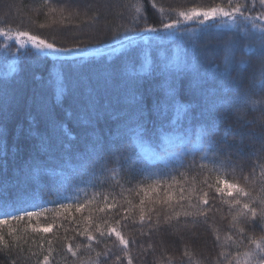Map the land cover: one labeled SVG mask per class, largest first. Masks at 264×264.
Wrapping results in <instances>:
<instances>
[{"label": "trees", "instance_id": "16d2710c", "mask_svg": "<svg viewBox=\"0 0 264 264\" xmlns=\"http://www.w3.org/2000/svg\"><path fill=\"white\" fill-rule=\"evenodd\" d=\"M241 4L247 6L248 21L237 14L235 21L218 17L200 25L198 20L203 17L185 21L180 16L193 7L230 9ZM261 14L264 5L259 0H0V30L7 33L0 35V81H9L15 96L7 111L0 112V127L7 145V155L3 157L6 170L0 168V179L8 184L10 203L17 196L24 198L17 206L20 211L9 208L22 219L0 216L8 220L7 224H0L4 240L0 244V264H42L45 256L49 257V264H129V260L131 264H228L229 261L236 264V259L243 264V254L254 248L247 237L264 235V223L259 215L254 221L236 222L234 216L241 207L233 206L236 197L221 196L214 188L219 174L239 183L253 196L261 195L264 154L259 151L261 141L253 135L259 128L244 123L259 117L256 109H249L243 120L225 113L215 134L220 148L217 155L206 156L198 149L186 153L178 162L165 165L148 164L140 153L142 163L138 165L121 166L109 160L80 172L66 170L59 180H45L38 187H24L14 181L16 170L39 142L30 135L33 130L51 138L53 145L57 138L68 142L62 130L55 133L51 130L49 111L58 122L67 125L74 136L70 141L73 145L82 147L90 142L87 133L93 130L79 120L84 93H78L79 88L85 91L87 86H95L94 80L90 79L87 85L84 80L94 76L99 64L77 68L75 61L106 60L120 66L128 61L126 53L130 50L114 37L126 40V31L141 19L146 23L140 27L157 28L162 23L180 20L183 39L167 38L159 42V47L142 43L132 56L136 66L145 61L171 59L185 50L191 53L192 42L198 41L202 65L209 67L222 62L220 44L227 34L237 33L253 23L264 27V20L258 18ZM21 31L58 48L73 49L71 53L59 54L65 61H73L72 65L57 61L56 55L48 54V50L38 51L27 37L17 36ZM240 55L237 53L238 59ZM241 71L247 77L251 69ZM63 79L69 84V91L58 104L56 87ZM157 83L158 80H148L145 88ZM73 84L77 85L75 92L71 90ZM68 111L71 117L66 115ZM97 129L104 135L110 130L109 122H99ZM196 136L193 131L190 137ZM167 137L153 140L152 146L157 143L161 146ZM86 179L92 180L84 185ZM81 186H85L83 191L74 190ZM204 192L208 193V205L199 202ZM240 199L242 203L250 202L259 213L255 200ZM25 208L37 215L28 217ZM185 211L207 215L192 222L191 217L183 215ZM48 226L49 232L38 231ZM112 227L129 241L126 248L115 235H109ZM240 228H244V233ZM89 234L94 239H89ZM69 244L75 255L68 251Z\"/></svg>", "mask_w": 264, "mask_h": 264}, {"label": "snow or ice", "instance_id": "6c2138e0", "mask_svg": "<svg viewBox=\"0 0 264 264\" xmlns=\"http://www.w3.org/2000/svg\"><path fill=\"white\" fill-rule=\"evenodd\" d=\"M259 3L264 5V0H259ZM246 10L247 6L243 4L230 9L211 7L205 10L193 7L188 12H181L180 16L185 21L203 17L198 20L200 25L218 17H230L235 21L237 14L248 21L250 17L245 15ZM258 18L264 20V14ZM144 23L146 21L143 19L135 22L134 27L126 31V40L125 37H114L121 40L122 47L130 50L126 53L128 56L126 63L115 66L106 60L102 63L96 60H88L85 63L83 59L75 61L77 68L99 64L94 76L86 77L84 80L86 85L90 79L94 80L95 86L89 85L85 88L79 116L80 122L93 130L87 133L91 138L90 142L82 147L73 145L70 141L74 136L67 125L58 122L49 111L48 120L51 130L53 133L57 129L62 130L68 142L63 138H57L56 144L53 145L51 138L41 136L33 130L30 135L37 137L39 142L22 167L16 170L15 184L38 187L45 180H59L66 170L80 172L102 166L109 160L121 163V166L127 163L138 165L142 163L140 158L142 151L145 149L155 151L160 147L158 143L153 147V140L159 141L161 136L174 135L181 142H191L189 137L193 131L198 136V146L201 151L206 156L217 155L220 148L215 134L225 118V113H232L243 120L249 109H256L260 113L258 118L252 121L244 120V123L259 128V132H254L253 135L261 141L259 151L264 154V27L253 23L251 27H242L237 33L227 34L220 44L223 53L220 64L203 66L201 62L203 54L199 49L198 41H193L194 50L191 53L185 50L183 54H177L171 59L165 58L159 62L145 61L137 67L132 56L142 43L159 47V42L167 38L183 39L184 35L179 29L180 20L162 23L160 28L140 27ZM232 26L235 27V24ZM174 28L177 29L176 32L171 31ZM132 32L135 35H132ZM0 35L7 33L0 30ZM17 36L27 37L38 51L48 50V54L56 55L57 61L72 65L73 61H65L59 54L71 53L73 49L58 48L54 43H48L24 31L18 32ZM237 53L241 54L239 59ZM248 53L252 55L248 56ZM92 55L95 56V53ZM242 69L244 71L251 69L250 75L246 77ZM233 72L237 73L235 77ZM148 80H158L159 83L151 88H145ZM9 84V81H0V112H6L8 105L15 99ZM76 87L77 85L73 84L71 90L75 92ZM68 91L69 84L66 79L59 80L55 93L58 104ZM66 115L71 117V111ZM105 120L109 122L110 130H106L105 134L101 135L97 125ZM32 122L30 118V123ZM6 155L7 145L3 129L0 127V168L5 170L6 161L3 157ZM261 159H264V155ZM261 175H264V172ZM7 188L8 184L0 179V216L22 219L21 216L16 215V212L9 211V208L15 207L16 211H20L17 206L24 202V198L17 196L16 200L10 203ZM214 190L221 196L226 194L229 197H236L233 206H241L234 216L236 222L254 221L259 215L260 222L264 223V185L260 187L261 195L253 196L251 191L239 183L231 182L218 174ZM207 197L208 193L204 192L199 202L208 205ZM242 197L249 198V201L255 200L260 209L259 213L250 202L242 203L240 199ZM143 203L141 201V205ZM23 211L28 217L37 215L36 212L28 211L26 208ZM179 215L178 213L177 216ZM183 215L186 218L191 217L192 222H196L199 216L206 217L207 214L185 211ZM140 219L141 222L144 221L143 209ZM7 223V219H0V224ZM50 230L51 226L38 229L45 233ZM239 231L244 233L245 230L240 228ZM109 235H115L125 248L128 246L129 241L115 227L109 229ZM247 238L254 248L250 247L243 254V264H264V235L253 234ZM89 239L94 237L89 234ZM3 242V237L0 236V244ZM68 251L75 255L71 244L68 245ZM239 255L237 253V257ZM42 264H49L48 256L44 257ZM228 264H231V261ZM236 264H241L239 259H236Z\"/></svg>", "mask_w": 264, "mask_h": 264}, {"label": "rangeland", "instance_id": "374dc122", "mask_svg": "<svg viewBox=\"0 0 264 264\" xmlns=\"http://www.w3.org/2000/svg\"><path fill=\"white\" fill-rule=\"evenodd\" d=\"M191 142H181L174 135L168 136L166 141L155 151L145 149L141 152L142 159L148 164H171L178 162L186 153L200 149L198 136L189 137ZM92 179H86L84 185L90 183ZM76 188V187H75ZM85 186L77 187V192L83 191Z\"/></svg>", "mask_w": 264, "mask_h": 264}, {"label": "bare ground", "instance_id": "6f19581e", "mask_svg": "<svg viewBox=\"0 0 264 264\" xmlns=\"http://www.w3.org/2000/svg\"><path fill=\"white\" fill-rule=\"evenodd\" d=\"M80 92L78 94H83L84 93V90L83 88H79Z\"/></svg>", "mask_w": 264, "mask_h": 264}]
</instances>
